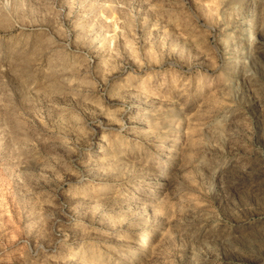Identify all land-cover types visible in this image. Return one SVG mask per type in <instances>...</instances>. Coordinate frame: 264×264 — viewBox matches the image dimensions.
I'll use <instances>...</instances> for the list:
<instances>
[{
	"label": "rangeland",
	"instance_id": "1",
	"mask_svg": "<svg viewBox=\"0 0 264 264\" xmlns=\"http://www.w3.org/2000/svg\"><path fill=\"white\" fill-rule=\"evenodd\" d=\"M0 264H264V0H0Z\"/></svg>",
	"mask_w": 264,
	"mask_h": 264
},
{
	"label": "bare ground",
	"instance_id": "2",
	"mask_svg": "<svg viewBox=\"0 0 264 264\" xmlns=\"http://www.w3.org/2000/svg\"><path fill=\"white\" fill-rule=\"evenodd\" d=\"M100 143H102V142H100Z\"/></svg>",
	"mask_w": 264,
	"mask_h": 264
}]
</instances>
